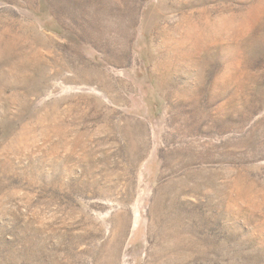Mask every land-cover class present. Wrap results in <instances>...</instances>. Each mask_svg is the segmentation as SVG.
<instances>
[{
	"label": "rangeland",
	"instance_id": "rangeland-1",
	"mask_svg": "<svg viewBox=\"0 0 264 264\" xmlns=\"http://www.w3.org/2000/svg\"><path fill=\"white\" fill-rule=\"evenodd\" d=\"M0 264H264V0H0Z\"/></svg>",
	"mask_w": 264,
	"mask_h": 264
}]
</instances>
